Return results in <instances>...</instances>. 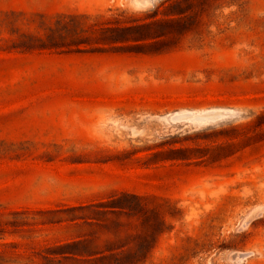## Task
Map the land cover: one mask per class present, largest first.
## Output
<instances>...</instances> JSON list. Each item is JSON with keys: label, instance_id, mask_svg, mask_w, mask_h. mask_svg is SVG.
<instances>
[{"label": "rangeland", "instance_id": "obj_1", "mask_svg": "<svg viewBox=\"0 0 264 264\" xmlns=\"http://www.w3.org/2000/svg\"><path fill=\"white\" fill-rule=\"evenodd\" d=\"M0 264H264V0H0Z\"/></svg>", "mask_w": 264, "mask_h": 264}]
</instances>
